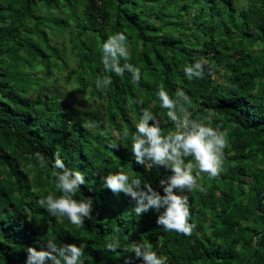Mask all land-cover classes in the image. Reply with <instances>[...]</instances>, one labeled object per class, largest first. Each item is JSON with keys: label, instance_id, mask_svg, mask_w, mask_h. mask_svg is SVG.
Listing matches in <instances>:
<instances>
[{"label": "trees", "instance_id": "obj_1", "mask_svg": "<svg viewBox=\"0 0 264 264\" xmlns=\"http://www.w3.org/2000/svg\"><path fill=\"white\" fill-rule=\"evenodd\" d=\"M237 1L0 0V264H24L25 249L48 239L84 246V264H141L131 251L102 250L108 238L122 248L147 243L166 264H264V193L255 206L264 191V0ZM64 32L72 66L51 41ZM116 32L128 38L139 83L104 71L101 45ZM196 60L205 75L189 81L183 68ZM54 68L94 108L71 107L62 93L48 92ZM104 76L112 83L98 91L94 82ZM161 88L172 98L183 92L193 118L227 131L220 173H202L204 191L187 193L190 235L165 231L155 211L137 216L130 197L101 186L119 167L163 194L159 180L170 173L136 164L120 138L124 129L134 134L141 109L163 131L174 129L156 95ZM110 141L121 145L111 149ZM57 154L85 174L75 198L92 200L93 220L82 226L38 203L56 192Z\"/></svg>", "mask_w": 264, "mask_h": 264}, {"label": "clouds", "instance_id": "obj_2", "mask_svg": "<svg viewBox=\"0 0 264 264\" xmlns=\"http://www.w3.org/2000/svg\"><path fill=\"white\" fill-rule=\"evenodd\" d=\"M101 63L106 73L123 75L129 73L132 82L139 83L141 72L131 63L128 50V38L122 32H116L101 45ZM124 61V63H121ZM206 65L196 60L183 68L187 80L200 79L205 75ZM95 88L103 91L112 80L108 76L97 78ZM71 90V89H69ZM160 107L166 110V117L174 129L163 131L161 122L151 110L141 109L140 118L134 122L135 132L131 136L124 129L120 138L128 142L132 159L136 164L148 169L162 167L170 174L159 180L162 193L150 183H143L139 177H132L122 168L102 177V187L113 194L123 193L133 203L132 211L140 216L149 210L158 213L156 224L165 231H175L190 235L195 224L190 222V204L188 192L204 191L198 187L197 179L202 173L215 178L221 171L223 149L227 144V131L210 126L208 120L192 117L188 107L191 101L183 92L176 98L169 96L164 89L157 91ZM184 103L181 104L180 101ZM143 104V99L135 101ZM120 143L110 141L111 149ZM52 176L56 192L48 193L38 203L52 216H60L75 226H82L85 220H93V203L90 198H75L80 186L86 183L85 174L66 167L59 154L51 162ZM57 192L59 194H57ZM102 250L116 253L117 250L131 251L141 264H166V257L158 255L150 245L144 242L131 243L122 248L118 238H108L103 242ZM24 264H84V246L75 243H60L48 239L46 247L37 250L27 247Z\"/></svg>", "mask_w": 264, "mask_h": 264}, {"label": "rangeland", "instance_id": "obj_3", "mask_svg": "<svg viewBox=\"0 0 264 264\" xmlns=\"http://www.w3.org/2000/svg\"><path fill=\"white\" fill-rule=\"evenodd\" d=\"M236 3L239 6H244L243 0H238ZM51 41L54 44H58L60 46L61 50L67 58V63L70 66L74 65V56L70 51V41L68 38V32L56 34L54 37H52ZM65 74V70L62 71L58 68H54L51 71V77L47 80L46 83L47 91H58L62 93L63 95H65L66 102L71 107H77L81 109L86 107L94 108L95 102L84 96L82 92L77 88V85L73 80L66 81L64 79Z\"/></svg>", "mask_w": 264, "mask_h": 264}, {"label": "water", "instance_id": "obj_4", "mask_svg": "<svg viewBox=\"0 0 264 264\" xmlns=\"http://www.w3.org/2000/svg\"><path fill=\"white\" fill-rule=\"evenodd\" d=\"M264 193V191L257 197V200H256V204H255V206L257 207V202H258V199H259V197L262 195ZM261 233H264V230L261 232ZM258 233L255 235V240H254V247H253V250H252V252L255 250V248H256V246H257V237H258ZM251 252V253H252ZM251 253L248 255V257L251 255ZM246 263V260L244 261V263L243 264H245Z\"/></svg>", "mask_w": 264, "mask_h": 264}]
</instances>
